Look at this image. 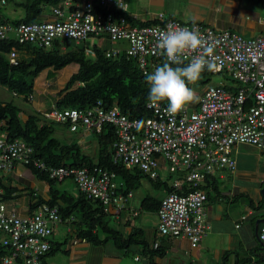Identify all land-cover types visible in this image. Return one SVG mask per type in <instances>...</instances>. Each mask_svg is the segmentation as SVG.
Returning <instances> with one entry per match:
<instances>
[{"label":"built area","instance_id":"built-area-1","mask_svg":"<svg viewBox=\"0 0 264 264\" xmlns=\"http://www.w3.org/2000/svg\"><path fill=\"white\" fill-rule=\"evenodd\" d=\"M125 11L124 0H63L49 7L40 21L0 22V39L10 36L20 45L37 47H51L58 41L64 49L65 41L77 44L90 36L106 35L118 43L106 56L124 52L136 60L144 75L166 62L157 46L161 31L187 27L215 45L214 55L219 58L218 63L222 62L218 72L225 71L238 83L234 93L221 85H208L198 94V102L175 114L167 111V104L149 103L153 115L145 119L130 118L117 107L105 110L99 105L93 109L53 108L44 112L56 122L68 123L69 131L81 126L85 133L93 134L104 124H110L117 137L113 143L114 161L136 167L152 179L163 170L174 175L169 183L175 190L161 199L156 213L158 230L195 244L211 228L206 218L207 195L198 186L208 175L236 168L233 153L236 144L249 143L264 151V21L261 34L246 38L237 32L217 31L198 22L184 24L175 19H162L160 24L130 25ZM86 54L93 56L94 51L86 48ZM199 54V51L189 53V58ZM17 57L18 51L13 47L8 53L9 62L17 64ZM249 98L252 104H247ZM29 152L22 141H8L1 136L0 176L12 172L18 164L26 168L31 164L49 179H70L86 198L99 201L105 210L123 209L132 197L131 192L120 193L114 173L101 167L90 170L48 166ZM183 185L193 190L178 193ZM2 192L0 188V244L7 250L2 264H40L50 248L55 225L70 223L74 217L63 220L58 207L46 203L22 216L8 206ZM257 237L264 244V224L258 227Z\"/></svg>","mask_w":264,"mask_h":264},{"label":"trees","instance_id":"trees-1","mask_svg":"<svg viewBox=\"0 0 264 264\" xmlns=\"http://www.w3.org/2000/svg\"><path fill=\"white\" fill-rule=\"evenodd\" d=\"M62 1L22 0L17 5L23 9V16L13 20L12 23L42 20L46 17V7L49 9V7L58 5ZM5 2L6 0H4ZM123 14L129 19L126 13ZM0 22L9 21L2 19L0 15ZM162 22V19H157L142 25L160 24ZM97 37H105L107 43L101 47L97 44L89 47L87 38L77 44L74 43V46H71L73 43L65 41L63 49L58 41H55L51 47H37L31 44L20 45L10 36L0 39V85L11 92L13 96L19 97L24 103H31L34 82L43 72H46L48 79H53L58 71L68 65L76 64L78 66L77 71L68 78L63 87L56 93L54 102L47 108L45 107L44 110L24 112L22 107L13 101H5L0 98V137L2 136L8 141L14 139L22 141L30 149L29 155L31 157L40 159L48 166L68 165L77 168L87 167L90 170L93 167H101L109 173H114L116 188L120 193L131 192L133 194V191L141 186V180L145 178L151 181L156 189H165L166 195L175 190L169 183L170 178H160L158 173L157 178L152 179L136 167H126L122 163L114 161L113 143L117 137L112 125L104 124L99 132L93 133L91 140L95 138L96 143L91 155L85 152L78 143L63 142L56 135V125H62L68 129V123L61 124L44 115V112H49L53 108L59 111L66 109L84 110L93 109L99 105L105 110L117 107L130 118L145 119L152 117L153 110L149 108V101L147 100L149 85L136 60L127 57L124 52L115 56H106V52L115 48L118 43L110 41L106 35ZM13 47L18 51V62L15 65L11 64L8 58V53ZM86 48L92 49L94 55H87ZM207 72L209 71L205 70L202 74ZM232 80L229 90L233 89L231 92L234 93L237 82L233 78ZM219 85L225 87V85ZM160 103L167 104V101ZM252 103V98H249L247 104ZM81 131L84 132L83 128L79 126L76 131L70 132L79 133ZM27 166L39 179L48 183L50 192L48 199L37 198L30 205V209L35 210L39 205L46 203L50 206H57L63 220L73 216L74 220L69 224L74 226L73 231L76 239L84 238L86 241L95 244L110 242L122 248L135 239V234L141 233L140 230L134 228L129 235L124 236L119 228L110 223L109 212L104 209L99 201L86 198L80 191L75 196L66 190H61L56 185L64 180L49 179L46 174L40 173L31 164ZM212 176L208 175L198 188L205 191L206 182ZM191 190L193 188L183 185L177 192L188 193ZM11 193L5 188L1 194L3 200L9 198ZM161 199L146 195L142 200L143 209L157 213ZM261 202L264 203V198L261 199ZM159 234L173 237L163 235L160 232ZM158 245V242L152 244L154 253H159ZM56 251L57 249L50 245L49 250L41 257L40 264H45L43 259L46 255H51ZM6 252V248L0 244V264H2L1 258Z\"/></svg>","mask_w":264,"mask_h":264},{"label":"crops","instance_id":"crops-1","mask_svg":"<svg viewBox=\"0 0 264 264\" xmlns=\"http://www.w3.org/2000/svg\"><path fill=\"white\" fill-rule=\"evenodd\" d=\"M124 2L130 25L141 26L157 19H175L184 24L198 22L217 31L237 32L246 38L255 37L263 31L264 0ZM160 14L162 17H159ZM65 69L62 70L69 71L65 74L67 77L58 83L55 77L52 81L46 78L48 89L44 87V80L36 79L33 99L41 94L56 95L78 66L70 64ZM32 106L38 111L45 109L44 103L37 97L32 100ZM59 127L65 128L62 125ZM60 134L56 130V135ZM78 134V140L83 138L81 143L91 140L87 139L89 134L83 131ZM233 153L236 168L220 170L206 182V218L211 228L199 242L193 244L185 238L161 236L156 212L143 209L142 200L146 195L138 205H133V191L124 209L111 207L108 210V219L124 236L134 228L141 231L134 235L135 239L129 245L119 248L110 242L95 244L82 241L76 239L73 225L68 227L67 223H59L50 237V245L57 251L44 257L45 264H264V244L259 242L255 229L257 222L264 219V203L261 202L264 198L261 193L264 186V151L249 143H238ZM0 188L3 192L5 188L12 192L5 201L22 216L34 211L30 205L37 198L50 197L48 183L20 164L12 172L1 174ZM165 193L163 189L162 195L154 197L161 199ZM141 211L146 213L142 214ZM60 224L67 231L64 228L57 231ZM261 224L264 222L259 223L258 227ZM67 235L70 237L64 238ZM154 242L159 244V253H154L152 249Z\"/></svg>","mask_w":264,"mask_h":264},{"label":"clouds","instance_id":"clouds-1","mask_svg":"<svg viewBox=\"0 0 264 264\" xmlns=\"http://www.w3.org/2000/svg\"><path fill=\"white\" fill-rule=\"evenodd\" d=\"M157 46L166 57V62L152 73H145L149 85L147 100L152 106L167 101V111L175 114L199 100L189 84L198 81L205 70L220 71L222 62L218 63L219 58L214 55L215 45L187 27L161 31ZM197 51L199 55L189 58V53Z\"/></svg>","mask_w":264,"mask_h":264},{"label":"rangeland","instance_id":"rangeland-1","mask_svg":"<svg viewBox=\"0 0 264 264\" xmlns=\"http://www.w3.org/2000/svg\"><path fill=\"white\" fill-rule=\"evenodd\" d=\"M21 1L22 0H6V2L3 3L2 0H0V15L2 16V19H6L7 21L12 22L13 20L19 19L20 17H22L23 16V9L17 5V3L21 2ZM45 10L48 11L49 10L48 7H46ZM87 42H88L89 47L93 46V44H97L98 46L101 47L107 43V39L105 37H99L98 38V37L91 36V37H88ZM71 46H74V43ZM64 70H66V69L64 68ZM64 70L59 71L54 76L56 83H58L60 80H63L64 78L67 77L65 74H66V72H69V71H64ZM46 78H47L46 72H43L37 78V80L38 79L44 80L43 84L45 87L46 86L45 84H48V81L45 82ZM48 80L52 81V79H48ZM232 82H233L232 77L229 74H227L225 71L220 72V73L207 72L205 74H201V78L198 81H196L195 83L189 84V87L194 88L196 94H198V92H201V90L203 88L207 87L208 85L222 84V85H225L228 92H231L233 89L230 91L229 88L231 87ZM236 84H237L236 86H238V83H236ZM47 89H48V87H47ZM42 95L43 94L35 96V98L33 100H36V97H37V99L41 100L44 103L46 108L51 103L54 102L55 97H56L55 94H46L45 96L44 95L42 96ZM0 98L2 100H5V101H13L16 105L21 106L24 112H26V111L31 112L34 110L32 108L33 107L32 101H30L31 103H29V104H28V102L24 103L22 100H20L19 97L13 96V94L11 92H9L5 87H3L1 85H0ZM56 130L60 131V133H61L60 135H58V137L61 141L66 142V143H70V142L78 143V138H79L78 133H72L67 128L59 127V125H56ZM90 143H92V144H90ZM95 143H96V139L93 138L92 140L85 141L83 144H79V145L82 146V149L85 152L92 155ZM159 175H160V178H163V179H166V178H172L173 179L174 178V175H170L165 170L159 171ZM56 186L59 189L66 190L75 196L78 194V191H79L77 186L75 185V183L72 182L70 179H66L62 183H58ZM147 194L159 197L160 195H162V190L156 189L153 186V183L151 181L143 178L141 180V186L134 191V200H133V203H131V204L138 205V202ZM141 212H142V214L146 213L144 211H141ZM129 217L134 218V217H131V215H129ZM135 220H138V218H135ZM110 223L112 225H115V223H113V222H110ZM67 224H68V227H71V225H72L69 223H67ZM61 226H64V225L60 224L59 226H57L56 230L59 231V229L62 230L64 228V230L67 231L66 227L62 228ZM68 237H70V236L67 235L64 238H68ZM48 260H49V258H48Z\"/></svg>","mask_w":264,"mask_h":264},{"label":"water","instance_id":"water-1","mask_svg":"<svg viewBox=\"0 0 264 264\" xmlns=\"http://www.w3.org/2000/svg\"><path fill=\"white\" fill-rule=\"evenodd\" d=\"M92 136H93V134H89L87 139L92 138ZM82 141H83V138L80 139V140H78V144H80ZM261 193H262V195H263V197H264V186H263L262 189H261ZM261 222L263 223V222H264V219H260V220L257 222V225H256V227H255V229H256V234H257V230H258V225H259V223H261Z\"/></svg>","mask_w":264,"mask_h":264}]
</instances>
